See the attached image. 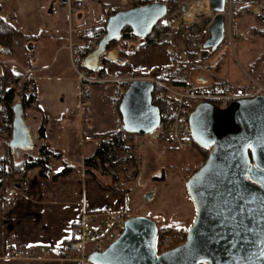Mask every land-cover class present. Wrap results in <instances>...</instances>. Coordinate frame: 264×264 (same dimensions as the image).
<instances>
[{
    "label": "crops",
    "instance_id": "obj_1",
    "mask_svg": "<svg viewBox=\"0 0 264 264\" xmlns=\"http://www.w3.org/2000/svg\"><path fill=\"white\" fill-rule=\"evenodd\" d=\"M97 1L100 5L95 6L85 16L70 15L63 0L0 1L2 18L19 32L35 38L16 42L14 56H4L8 63H15L19 69L33 76L37 83V101L33 105L36 111H31L34 125H29L33 136H36L33 140L34 147L30 151L13 152L12 160H17L20 153H23L21 162L31 155L37 157L40 145H47L60 156L50 157V171L45 179L40 178V169L36 168L25 175L13 176L9 186H5L6 181L2 182L0 264H79L61 260L64 251L60 246L71 237L85 211H124L129 218H152L159 228L168 226L187 229L195 219L196 211L188 198L184 176L178 172L169 173L165 181L157 183L160 188L169 182L170 197L167 205L149 212L144 209L145 206L139 201L145 192L134 186L140 164L133 154L134 150L128 146L118 147L116 156L119 163L110 169L111 173L103 174L101 167L93 170L94 173L85 171V160L95 155L98 143L113 141L111 134L123 130L122 116L118 109L122 95L119 86L114 85V90L98 89V94L82 92L65 49L70 23L81 28L86 36H90L93 29L103 27L107 7L119 0ZM233 1L231 18H227V28L234 30L237 36L249 33V37L242 39L244 42L239 44L236 65L232 66L231 75L219 76L218 79L200 75L191 82L195 85H216L223 88L245 86L247 90L253 89V82H256L264 88V0H239L237 4ZM241 4L250 6L251 13L235 20L233 15ZM233 43L234 41L229 44ZM253 49L257 50L255 56L251 55ZM28 52L31 53L30 60ZM17 54L24 56L27 65L14 61ZM149 56L154 61L158 59V62L147 64ZM127 61L126 67L118 64L120 70L115 69L113 72L124 70L125 75L137 73L143 78L157 68L159 74L167 75L164 69L171 64L169 46L160 44L129 56ZM244 65L251 72L257 73L259 81L246 72L242 67ZM147 66L149 72L144 70ZM241 73L242 77L238 78ZM198 79L205 82L199 83ZM178 82L183 81L177 80L176 83ZM103 100L111 104V108L106 111L100 106ZM84 102L88 103L85 107L82 106ZM43 119L46 120V131L44 138L40 139L38 131ZM87 137L93 140L86 141ZM122 137L125 138L123 133L119 138ZM0 150L3 154V148ZM65 164L74 167L76 171L70 177L53 179L63 170ZM7 190H15L16 196L9 198ZM155 193L156 197L157 190ZM162 216L166 219L162 220ZM40 248L51 249L53 253L42 258L38 253ZM28 251H34L37 259H24Z\"/></svg>",
    "mask_w": 264,
    "mask_h": 264
},
{
    "label": "water",
    "instance_id": "obj_2",
    "mask_svg": "<svg viewBox=\"0 0 264 264\" xmlns=\"http://www.w3.org/2000/svg\"><path fill=\"white\" fill-rule=\"evenodd\" d=\"M209 9L214 18L203 49L215 53L225 41L227 0H209ZM186 11L182 6L181 12ZM168 12L167 4L154 2L110 16L104 37L84 58L83 68L98 72L103 59L123 65L120 51L109 50L110 43L121 41L126 28L145 40ZM153 92L154 84L148 80L128 85L119 108L125 133L158 138L162 115L153 103ZM13 111L12 151H30L36 136L22 104H16ZM189 126L192 141L208 150V156L186 182L196 216L185 243L159 253L157 222L131 217L119 239L103 252L90 253L88 263L264 264V95L238 100L225 109L199 104L189 117ZM155 194L150 192L146 201H152Z\"/></svg>",
    "mask_w": 264,
    "mask_h": 264
},
{
    "label": "rangeland",
    "instance_id": "obj_3",
    "mask_svg": "<svg viewBox=\"0 0 264 264\" xmlns=\"http://www.w3.org/2000/svg\"><path fill=\"white\" fill-rule=\"evenodd\" d=\"M89 3V6L79 12H74L72 15L77 16L78 14L85 16L87 12L93 10L95 6H99L100 3L97 0H87ZM239 0H235V3ZM243 1V0H242ZM246 1V0H244ZM181 8L182 6L187 7V11L185 13L181 12V9L168 17L164 23L169 26V31L161 36L160 44H168L169 46V56L171 60V64L164 69V73H167V75L172 76L176 80L184 81H193L197 76H205L209 77L211 79H218L219 76H228L232 73V66L236 65V58L238 57V47L239 44L244 42L246 37H249V33L245 35L237 36L234 32V30H230L229 27L226 29V36L225 41L222 46L218 49L217 52L211 53L204 51L203 45L205 41L209 38V25L213 20V15L210 12L209 9V0H206V4L208 7V15L203 16L199 19L198 22H196V25L189 26L186 23V14L191 11L192 6L195 4L196 0H181ZM234 2V1H233ZM241 2V0H240ZM133 0H119L114 1L112 5H109L107 9H111L112 12L115 10H129L132 6ZM237 4V3H236ZM239 7V5H237ZM251 10V8H250ZM250 15V14H249ZM235 20L239 18H234ZM28 39L21 40V41H29ZM238 39L240 41H238ZM234 41L233 45L227 44ZM18 42V41H17ZM124 44V43H123ZM122 46V45H121ZM120 46V47H121ZM141 46L140 40H134L132 42H129L125 49H123L124 53L129 54L130 48L135 47L139 48ZM122 48V47H121ZM21 50L22 48L19 47ZM119 50V49H118ZM14 51H16L13 48V55L8 57L14 56ZM24 52V51H23ZM257 53L256 49L251 50V55L255 56ZM29 60L31 53H27ZM190 54H193L195 59L190 60ZM208 54V55H207ZM18 57L14 59L17 63H22L23 65L26 64V59L24 56L17 54ZM6 55L0 54V77L4 75V68H8L10 70H14L17 75L21 77L20 83L15 87L17 90V93L19 94L23 88V83L28 80H34V77L29 75L28 73H25L23 70L19 69L15 63L11 64L8 63V59H5ZM21 56V60H20ZM121 58V57H120ZM181 58H184L183 60ZM127 59V58H126ZM147 64L152 65L158 62V59L154 61V58L149 56L147 58ZM242 64V62H240ZM257 63V62H256ZM255 63V64H256ZM102 67V66H101ZM246 70L247 73H249L250 76L253 78L258 79L257 73H253L249 70V68H246L245 65L242 66ZM104 72L106 74L107 82L103 84H99L96 86L99 87H92L91 94H98V89H106V90H114V85L120 86L122 84L115 82V80H130L135 79L139 77L141 74H124L123 72H113L115 69H119L118 63H107L106 65H103ZM145 72H149V67L147 66L144 68ZM74 75L76 76L75 72L73 71ZM242 77V73L239 74V77ZM129 83H124L123 87H128ZM96 87V88H95ZM238 87V86H237ZM122 94V93H121ZM16 102L18 104H21L19 98H16ZM95 105V104H93ZM100 106H103V110H107L108 108H111V104H107L106 100L100 104ZM34 108V109H32ZM31 109L24 112V117L28 125H34L33 120V114L31 111H36V107H32ZM0 125L4 128L3 131L0 133V136L4 139L9 138V132L5 129V123H4V117L0 115ZM128 148L133 149V154L136 156L137 161H139V167H138V173L135 178L134 186L137 188L142 189L145 193L144 196L139 201L140 204H142L144 209L146 211H153L155 208L162 209L167 204V200L170 197L169 196V182L166 186L157 187L158 181H154L155 177L166 176L169 173L178 172L182 175L187 174V179L185 182H187L188 178L197 171L206 161L204 160V156L201 152L194 149L193 147L186 149L185 151L178 150L173 144L168 142L165 137L161 134V131L158 130V138L154 139L151 136H143L142 139L133 141L130 144H127ZM3 148V154L0 150V159L4 157L5 154V147L3 146V143H1V147ZM150 152H148V150ZM18 153V151H16ZM31 154H34V152H28ZM21 155L23 153H20V156L16 158L17 160H13L16 164H19L21 162ZM15 156V155H14ZM11 158V156H10ZM13 158V156H12ZM11 158V159H12ZM26 158V157H25ZM207 159V158H206ZM10 162V161H9ZM124 167V165H123ZM143 174V176H141ZM11 181H6L5 186L11 185ZM155 186H152V185ZM158 189H157V188ZM157 190L156 197L150 201H146V196L152 192ZM162 220L166 219L165 216H162ZM161 219H158V221H161ZM76 264V263H73Z\"/></svg>",
    "mask_w": 264,
    "mask_h": 264
},
{
    "label": "built area",
    "instance_id": "obj_4",
    "mask_svg": "<svg viewBox=\"0 0 264 264\" xmlns=\"http://www.w3.org/2000/svg\"><path fill=\"white\" fill-rule=\"evenodd\" d=\"M1 1V0H0ZM70 15L74 12L85 10L88 1L77 2L75 0H63ZM233 0H227L226 17L231 18ZM111 9L106 10L104 22L112 16ZM214 18V17H213ZM98 46L96 38H86L81 28L74 27L70 23L68 42L65 49L68 51L70 63L80 83L81 90L88 94L92 87L107 82L106 74L91 73L82 66L84 58ZM1 72V70H0ZM159 69L154 68L149 75L142 80H148L154 84L153 103H163L165 111L162 113V121L168 122L167 128H159L165 139L173 144L178 150L185 151L192 147L190 135L189 117L195 108L202 103H211L221 109L227 108L232 103L264 95V88L253 82V89L247 90L245 86L219 87L216 85H195L192 88L183 89L176 85L177 80L170 75H161ZM138 79L115 80L124 84ZM127 87L119 86V91L124 95ZM88 103L84 102L83 107ZM143 136L131 135L127 137V144L142 139ZM87 137L86 141H92ZM8 197L16 196L15 190H7ZM129 215L124 211H111L105 213H91L85 211L80 221L74 228L68 241L60 246L64 251L61 260L74 261L79 264H87V257L92 252H103L119 239L124 230ZM186 241L183 234L165 236L160 243L159 253L174 249ZM38 253L42 258L52 255V250L40 248ZM34 251H28L24 259H37Z\"/></svg>",
    "mask_w": 264,
    "mask_h": 264
},
{
    "label": "trees",
    "instance_id": "obj_5",
    "mask_svg": "<svg viewBox=\"0 0 264 264\" xmlns=\"http://www.w3.org/2000/svg\"><path fill=\"white\" fill-rule=\"evenodd\" d=\"M181 0H164L158 1L167 4L169 8V12L166 18H164L153 30L152 34L147 37L145 40H141L135 37L133 31L130 28H126L123 31V38L121 41L112 42L109 45V50L111 49H119L120 57L124 60V64L121 65L126 67L128 65V57L136 55L140 52L146 51L152 47H156L160 45V38L163 34L169 31V26L164 23V21L179 11L181 9ZM154 0H133L132 8L141 7L144 5H148L154 3ZM122 10H115L112 15L120 12ZM251 13L250 6L242 5L238 8V10L233 15L234 18H244ZM90 36H86V38L97 37L98 44L100 40L104 37L106 33V22L104 23L102 28L93 29L90 32ZM28 39L26 35L19 32L15 29L14 26L7 23L2 16L0 15V45L2 46L3 50L0 54L6 56L13 55V48L17 41ZM35 38H29V41L34 40ZM134 40H140L141 46L139 48L131 47L130 53H124L123 49L127 46L129 42ZM124 43V44H123ZM229 44V43H228ZM122 45V46H121ZM168 45V44H163ZM122 48H121V47ZM127 58V59H126ZM195 59L193 54H190V60ZM108 62L106 59L102 61V67H100L98 72H91L101 74L105 70L103 65H106ZM139 75V74H138ZM141 76L137 77L140 78ZM21 77L17 75L14 70H10L8 68H4V75L0 77V115L4 117L5 129L9 132V138L4 139L0 136V147L1 143L5 147V154L4 157L0 159V186L3 181H9L15 175L26 174L28 171L32 169H40V178L45 179L49 173V160L51 156L55 158H60L58 154H55L47 145H40L39 147V155L37 157L31 155L28 158H25L21 163L16 164L12 158L13 151L10 146V141L12 138L13 133V121H14V111L13 108L18 102H16V98H19L24 112L31 109L34 103L37 101V83L35 80H28L23 83V88L21 92L18 94L16 90V86L20 83ZM177 86H180L183 89L192 88L195 86L191 81H183L176 83ZM123 99V95L119 98L118 102V109L120 108L121 101ZM163 113L165 111V106L163 103H155ZM217 105V104H216ZM168 122L163 119L162 121V129L167 128ZM3 127L0 125V133L3 131ZM46 131V120L43 119V122L40 126L38 131L39 138L43 139L45 136ZM124 134L125 138H119L120 134ZM113 137V141H102L98 143L96 153L93 157L88 158L85 160V171L87 173H94L93 170H97L101 167L103 174L111 173L110 169L113 168L115 165L119 163V159L116 156V151L118 147H122L123 145L126 147L127 145V137L131 136L130 134L125 133L123 130L114 132L111 134ZM192 147L199 152H201L204 156V160H206L208 156V150H204L198 147L192 141ZM10 161V162H9ZM205 162V161H204ZM76 169L74 167H69L65 164L63 170L56 174L53 179L57 180L59 178H67L70 177ZM186 181L187 174L183 175ZM115 177V176H114ZM116 179V178H115ZM154 181L163 182L165 181L164 176L155 177ZM186 183V182H185ZM188 228H172V227H160L159 229V236L157 241V248L160 251V243L163 241L165 236L173 235V234H183L185 239L187 238ZM87 264H90L87 262Z\"/></svg>",
    "mask_w": 264,
    "mask_h": 264
},
{
    "label": "bare ground",
    "instance_id": "obj_6",
    "mask_svg": "<svg viewBox=\"0 0 264 264\" xmlns=\"http://www.w3.org/2000/svg\"><path fill=\"white\" fill-rule=\"evenodd\" d=\"M208 12L206 0H196L195 4L191 8V11L186 14L185 19L187 25H196V22H198L201 17L209 14Z\"/></svg>",
    "mask_w": 264,
    "mask_h": 264
}]
</instances>
